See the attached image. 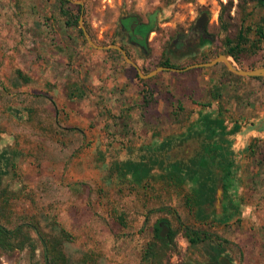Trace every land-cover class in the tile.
I'll list each match as a JSON object with an SVG mask.
<instances>
[{
    "label": "rangeland",
    "instance_id": "1",
    "mask_svg": "<svg viewBox=\"0 0 264 264\" xmlns=\"http://www.w3.org/2000/svg\"><path fill=\"white\" fill-rule=\"evenodd\" d=\"M75 1L82 2L89 40L97 46H123L143 74L156 69L163 58L185 68L225 55L222 42L229 33L220 29L218 15L221 4L229 0H70L73 14L79 5ZM232 1L236 5L237 0ZM59 6V0H0V151L9 156L11 151L15 166L0 184V224L8 229L24 225L36 246L33 253L27 247L0 249V264H43L41 244L31 228L35 224L50 237L58 236L60 229L69 233L71 239L63 242L62 250L71 264H198L213 256L212 247L222 249L233 264H264V80L237 79L223 63L161 71L142 79L156 103L150 112L144 111L143 85L134 78V68L120 52L91 46L79 34V25L67 27ZM203 13L208 41L200 47L175 46L174 41L190 33ZM125 15L151 23L146 52L137 51L121 34L119 21ZM230 15L233 33L239 23L235 7ZM260 15L264 12L256 11L253 18ZM61 37L69 38L73 57L78 47L105 54L111 65H121L136 81L118 94L132 103L125 111L129 118L119 112L96 114L100 78L82 54L78 62L71 57L66 63L69 75L58 71L51 82L39 76L26 85L17 77V61L28 60L32 53L38 61H44V53H59L66 42ZM227 58L240 69L264 67V42L255 56L242 58L243 68ZM218 106L228 128L239 127L236 133L212 141L232 154L230 189L238 203L232 217L221 220L233 212L226 201L201 221L195 208L184 205L188 185L168 186L154 176L133 186L108 174L114 161L139 160L144 147L155 148L168 138L187 134L201 113L215 114ZM200 135L175 145L168 156L187 158L200 148L204 137ZM254 139L259 141L257 154L249 158L248 146ZM160 223L166 224V235L176 232L175 248L152 263L144 253L149 245L159 244L154 229ZM184 227L205 231L211 242L190 245Z\"/></svg>",
    "mask_w": 264,
    "mask_h": 264
},
{
    "label": "trees",
    "instance_id": "2",
    "mask_svg": "<svg viewBox=\"0 0 264 264\" xmlns=\"http://www.w3.org/2000/svg\"><path fill=\"white\" fill-rule=\"evenodd\" d=\"M59 11L65 18L64 24L67 27H77L78 20L81 12V6H77V14H73L70 9V1L59 0ZM235 7V13L239 15V23L235 27L233 33L229 30L232 25L230 13ZM256 11L264 12V0H237L236 5L232 0L222 3L218 15V22L220 29L228 36L223 40V54L231 57L241 68L243 57L255 56L260 50L264 42V15H260L254 19L253 16ZM150 29V28H149ZM148 30L147 33H148ZM79 34L83 36L81 29H78ZM123 48V46H121ZM124 49V48H123ZM118 54V51L114 50ZM127 54V53H126ZM128 56V54H127ZM129 57V56H128ZM159 66L168 68H177L172 65L167 58H163L159 62ZM158 66V67H159ZM134 78L143 85L140 95L142 96L144 109L149 110L155 103L153 92L144 86L145 81L140 79L136 69L134 68ZM143 71V70H142ZM229 75L237 79H243L227 71ZM18 77L24 79L20 71H16ZM257 81L264 80V77L250 78ZM24 82H29V79H24ZM204 108H209L210 105H204ZM180 112H183L180 104L177 105ZM152 114V113H151ZM222 108L217 107L215 114H200L197 122L188 128V133L178 137H171L163 142H160L155 148H143L146 152L140 156L139 160L131 162L129 159L123 161H114L107 167L108 174H115L120 179H125L133 186H141L148 181L152 180L154 176L159 180L167 182L168 186H182L188 185L189 194L184 197V205L187 209L195 208L198 218L205 221L210 210L216 206L219 199V194L222 192V200L228 202L229 207L232 209L228 216H223L221 220L232 217L238 209V203L234 196V191L230 187L234 185L232 175V154L224 148L220 142L213 143V138L220 139L225 135H231L238 131L239 127L234 125L231 128L224 123L222 117ZM146 116L143 115V118ZM147 119L146 123H150ZM203 134V140L208 143L203 145L201 142L200 148L195 150L193 154L187 158L174 159L168 156L175 145L186 142L188 139ZM259 141L254 139L248 146L247 155L249 158H255L256 149L258 148ZM14 154L5 150L0 151V184L3 176L10 173L15 169L12 162ZM155 178V179H156ZM224 192L227 193L224 198ZM22 224H16L13 228L8 229L0 224V249L3 251L22 250L29 248L33 253L36 246L27 233ZM32 230L37 235L38 241L41 244V257L43 264H71L69 259L65 256L62 250L64 241L71 239L69 233L60 229L58 236H48L44 233L38 224L31 226ZM184 237L187 242L196 246L203 242H211L210 236L203 230H195L191 227H184ZM176 232H170L167 235V241L159 237V226L154 229V238L159 242L149 245L144 253L146 260L152 263H159L162 256L167 251H174L175 244L174 238ZM219 246V244H217ZM214 254L212 259L221 255L223 250L217 247H212Z\"/></svg>",
    "mask_w": 264,
    "mask_h": 264
},
{
    "label": "crops",
    "instance_id": "3",
    "mask_svg": "<svg viewBox=\"0 0 264 264\" xmlns=\"http://www.w3.org/2000/svg\"><path fill=\"white\" fill-rule=\"evenodd\" d=\"M61 38L66 39V42L63 43L64 46L60 50V54L57 52H47L43 54L44 61H38L36 60V53H32V55H27L28 60L22 57L19 62L17 61L15 70L20 71L24 79H29V82L31 83L32 80H36L39 76H43L51 82L52 78L55 77L58 71L60 74L62 73L63 76H66L67 74L69 75L70 67L66 63L71 60V57L74 60L77 59L76 62H78V57L82 54L87 60V64H85H91L95 69L94 71H96V77L100 78L98 80L99 90L96 92L99 95L97 101H100V107L98 111H96V114L102 117L104 115L103 111H109L112 114L119 112L118 115L124 113L129 118L130 114L125 111L128 110L127 108L131 106L130 104L132 103H129L131 102L130 99H127L125 101L119 99L118 94L122 91V89H128L135 86L136 81L133 80L131 76L124 73L125 69H123L124 67H122L121 65H111V62L105 57V54L91 53L86 51L87 49L84 50L83 47H78L77 50H79V53L74 54L73 57V54L68 52V50H70L68 46V42H70L69 38ZM24 52V49L20 52L21 56H24ZM38 52L41 54L40 49L38 50ZM73 59L72 61H74ZM59 68L61 71L59 70ZM84 70H88V67L86 66ZM79 71L81 73H84L82 69H79ZM79 75L80 77L83 76L82 74ZM107 76L108 78H106ZM63 81H66L65 78H63ZM23 83L26 85L28 84V82ZM103 107H105V109Z\"/></svg>",
    "mask_w": 264,
    "mask_h": 264
},
{
    "label": "water",
    "instance_id": "4",
    "mask_svg": "<svg viewBox=\"0 0 264 264\" xmlns=\"http://www.w3.org/2000/svg\"><path fill=\"white\" fill-rule=\"evenodd\" d=\"M70 1V0H69ZM76 4H79L82 6V2L80 1H75ZM127 17V15L122 16L120 18V21L124 20ZM207 21V14L203 13L195 22V25L192 27V29L197 28V27H205ZM78 25L79 28L82 30L84 37L88 40V43L97 48V49H102V50H107V49H113L118 52H120L125 59L127 63H129L133 68L136 69L137 74L140 79H149L153 76H155L158 72L165 71V70H171V71H185L193 68H201V67H211L214 66L218 63H223L226 68L228 69L229 72H231L234 75L240 76V77H247V78H256V77H264V67H259L256 69H240L235 67L227 58L225 55H220L217 58L213 59L212 61L205 62V63H198V64H193L189 65L185 68L182 69H175V68H168L164 66H159L156 69L150 71L147 74L141 73L140 69L137 67V65L127 56L126 51L119 45H109V46H97L95 45L92 41L89 40V36L87 31L85 30V27L83 25V10L81 9L79 20H78ZM160 232H159V237L167 241V227L165 223H160ZM198 264H233L231 261L227 260L226 258H221L218 259L216 262H204V263H198Z\"/></svg>",
    "mask_w": 264,
    "mask_h": 264
},
{
    "label": "flooded vegetation",
    "instance_id": "5",
    "mask_svg": "<svg viewBox=\"0 0 264 264\" xmlns=\"http://www.w3.org/2000/svg\"><path fill=\"white\" fill-rule=\"evenodd\" d=\"M144 25H146V29H143ZM151 27L150 24H141L137 22V19L133 15H127V17L119 21V28L121 34L125 35L126 40L128 43L133 46L137 51H142L143 53L146 52V47L148 42V30ZM145 28V27H144ZM209 35L206 32L205 27H197L191 29L190 33L181 35L180 38L176 39L175 46H183L186 45L187 47H200L201 45L205 44L208 41ZM175 48V47H172ZM224 200H222V194H219V199L216 203V207L222 205ZM226 258L227 260L231 261L228 257H226L223 253L221 255L216 256L214 259L209 258L208 262H216L218 259ZM232 262V261H231Z\"/></svg>",
    "mask_w": 264,
    "mask_h": 264
}]
</instances>
